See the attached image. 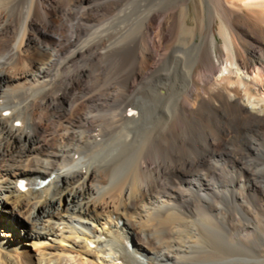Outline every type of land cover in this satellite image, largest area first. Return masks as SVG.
I'll return each mask as SVG.
<instances>
[{
    "label": "bare ground",
    "instance_id": "1",
    "mask_svg": "<svg viewBox=\"0 0 264 264\" xmlns=\"http://www.w3.org/2000/svg\"><path fill=\"white\" fill-rule=\"evenodd\" d=\"M26 1L28 5L24 0H0V232L14 235L1 233L0 264H253L249 220L263 214L264 207L253 209L241 191L255 186V179L250 183L251 176L245 174L246 152L264 158V115L245 109L240 101L244 92L264 113L263 99L255 91L264 87V61L242 58L235 36L223 29L226 50L236 67L219 75L216 66L207 65L209 79L199 82L195 66L203 41H194L197 28L186 20L184 0L164 4L137 0L140 4L135 7L124 6L121 0ZM24 5L27 20L13 45L10 34L18 25L14 26L13 18ZM93 7L104 18L110 14L111 22L102 25L100 15L91 16L88 12ZM176 16L178 42L189 39L195 48L189 67L187 50L181 44L173 45L169 56L160 55ZM137 22L139 32L128 38L141 37L142 66L134 77L131 74L127 85L125 56L115 53L113 59L112 53L130 46L131 42H120L119 36ZM113 41L116 45L104 54L105 68L101 67L94 62L102 57L98 51ZM34 52L38 58L31 66L16 63L20 53ZM87 57L91 61L87 70L72 77L69 69L58 78L60 62L66 60L71 67ZM164 60L180 64L187 85L175 91L178 100L171 125L163 127L162 137L154 128L159 138L149 144L143 160L135 161L141 162L130 173V183L123 184L126 180L113 179L117 168L110 171L104 165L127 150H143L140 135L144 130L138 127L139 135L140 130L122 128L119 110L130 106L163 74ZM238 70L252 75L256 84ZM82 78L95 79V83L102 78L103 82L85 89ZM82 106L88 108L85 113L79 111ZM205 108L214 112V118L203 112ZM38 112L49 116L41 119ZM194 117L199 120L196 129L186 131L181 120ZM84 152V159H90L87 165L80 159ZM257 173L262 177L264 170ZM38 179L48 182L36 188ZM257 189L264 194V185ZM28 246L33 254L28 253Z\"/></svg>",
    "mask_w": 264,
    "mask_h": 264
},
{
    "label": "rangeland",
    "instance_id": "2",
    "mask_svg": "<svg viewBox=\"0 0 264 264\" xmlns=\"http://www.w3.org/2000/svg\"><path fill=\"white\" fill-rule=\"evenodd\" d=\"M28 1H30V0H28ZM54 1H58V0H54ZM171 1H173V0H147L146 2L148 4H151V3H162V4H164L165 2L166 3H169ZM184 2L185 3H184L183 6L185 8H188V13H187V18H186L187 22L189 23L190 26L197 28V31H196V34H195V37H194V41H195V43H200V42L203 41V48H202L201 57L199 59V62L195 66V71L198 72V73L196 72V74H198V80H199V82L207 81L209 79V76L210 75H209L208 72L205 71L207 65H211L212 67H215L216 66V68L219 70V72H218L219 75H226L228 73V69H230V68L235 69V67H236L232 63V59H231L232 56L229 55V53L226 50L225 40H224L223 35H222L223 29L230 30V32L235 36V38H236L235 42H236V44H237V46L239 48L240 55H241L242 58H244V59H246L247 61H250V62L251 61H254L256 58H261L264 61V14H263L264 12H262V11H264V0H260L259 3L258 2H255V1H249V3H248V1L245 2L244 0H184ZM25 3L27 4L28 2L26 0H24V4ZM120 3L121 4H124V6H125V4L126 5L128 4L129 6L131 5L133 7H135L138 4H140V2H138L137 0H121ZM25 7H27V6L24 5L22 7V9L24 8L23 10L22 9L17 10L16 11V14H15V16L13 18L14 19V24H15L14 26H16L18 24L16 27H14V29H15L14 33H11L10 34V39L12 38L11 39V41H12L11 44H13V45L17 43L18 38H19L20 31H21V29H24V27H25L24 26L25 25L24 22H26L25 20H27L26 17L28 16V14H27L28 13L27 12L28 10L25 9ZM22 13H24L26 15H24ZM88 13L91 14V16H93V17H95V16L97 17V16L100 15L99 18L103 22L102 25L108 24L113 19L110 14L106 15V17L104 18L103 15L100 12L94 11V7H93V9H90ZM109 16L112 19H110ZM259 16H260V18H259ZM15 17H17L16 20H15ZM113 17H115V16H113ZM18 18H19V21H18ZM106 18H107V20H106ZM108 18H109V20H108ZM178 19H179V16H176L175 17V22H174V27L170 31V40H168V41H166L164 43V49L161 51L160 55L163 56V55L166 54V56H169L170 53H168V51L169 52L170 51L172 52L171 49H173L174 46L176 47V46H181L182 45V47H184L185 51L187 50L186 51V54H188V56H189V58H188V67H189V61H190V64L192 66V63L191 62L193 61L192 58H193V55H194V52H195V48H194V46H191L189 44V39H187V40L184 39L183 40L184 41L183 44H181V42H178L177 35L179 34V29H178V26H176L177 23H178V21H179ZM0 20H1V17H0ZM104 20H106V21H104ZM20 21H21L22 24L20 23ZM0 22H1L0 23V26H1L2 21H0ZM139 26H140V24H139V22H137V23H135L133 25V27L131 26V30H128L126 33H122L119 36L120 37L119 38L120 39V42H122L124 44L127 43V42H129V43L131 42L130 43V46H127V48L129 50L125 47V48H123V49L120 50L122 53H120V51L114 52V55H115V53H117V57L122 56V55L125 56L124 57L125 60H124V68L123 69L126 71V73L128 75V79H127L128 82H126L127 85H130L131 84V81H132L133 77L140 71V67L142 66L141 65L142 58L140 57L141 56L140 55L141 54L140 52L142 50L143 44L140 42V39H139L141 37H139V38L138 37H135V39L128 38V37H134L133 35L136 34V31L139 32L138 31L139 30ZM121 38H123V39H121ZM123 40H124V42H123ZM187 41H188V43H187ZM114 43H115V41H113L111 43H108V45H106L105 48L99 49L98 54H100V56H102V57L96 59L94 62L97 63L98 65H101V67H104L105 68V66H103L104 64H102V62L104 61V59H102V58H103V56L107 55V53L112 48L111 46H113ZM187 44L190 45L191 48L188 47V46H184V45H187ZM114 45H116V44H114ZM138 50L140 52H138ZM190 50L191 51L193 50V51L191 52ZM126 53L127 54L131 53L133 56L132 55L126 56L125 55ZM31 54H23V53L21 54L20 53L18 55L19 57L17 58L18 60L16 59V63L19 62V63L23 64L24 66L26 65L25 67L31 66L32 63L34 62V60L36 58H38V55L35 52L32 54L33 56ZM114 55L112 53V56H113L112 58L113 59L114 58L116 59V55L115 56ZM94 57H95V55H94ZM138 58L141 59V60H139ZM134 59H135V61L137 60V62H135ZM166 61L167 60H164V62H166ZM62 62L64 64L60 62L62 65H60V63H59L57 65V67H56L57 68L56 69V72H57V74L59 73L58 74V78L60 77L61 79L69 72V69H70V75L72 77H74L77 73H79V72H81L83 70H87V68L89 67L88 65H89V63L91 61H90V58L87 57V58L82 59V61L81 60L80 61H77L76 64H73V66H71V67L69 65H66V62H67L66 60L65 61H62ZM134 62H135V64H134ZM152 63H154V61H152ZM81 64H82V67L83 68L81 67ZM109 65H111V64L108 63L106 65V67L107 68H110ZM65 66L66 67H70V68H66ZM85 66H87V67H85ZM60 67H62L65 70V72ZM75 68H76V70H75ZM160 69H161V73H163V74H160L159 76H156L154 78V80H152L153 82L151 81V83H149L150 87H149V85H147L145 87V92L143 91L141 94H139L136 97L135 101L131 103L132 105H135L134 106L135 109L130 104V106L128 105L129 107L126 106L128 108L125 107L127 110L125 108H124V110H122V112H121V110H119V116H120L119 117V120L121 121V127L122 128L124 127V128L129 129V130L131 129V130H137V131L140 130L138 132L139 135H140V133H141L142 130H144V131L147 132V133H144V131H142L143 132V135H142V133L140 135V138L141 139L144 137V140H141L140 139L141 142H142V144H143V146H144V147H142V148H144L143 150L142 149H140L138 151L137 150L135 151L133 149L132 150H127V151L124 152V154H120V156L118 158L117 157H114V158H116L115 161H114V158H112V160L114 162L112 161V162L109 163V161H108L109 164H105L104 165V166L108 165L107 168L110 171L111 170L114 171L117 168L116 169L117 170L116 171L117 173L115 172L116 175H115V177L113 179L116 180L118 178H122L123 181L126 180L125 182L122 181L123 184H125V183L126 184H129L130 183V179H131L129 177V176H131L130 173L132 174L134 172L135 168L137 167V164L141 162V161L140 162H137V164H136L135 161H137V159H138V161L139 160H143L146 157V154L148 152L147 149L150 150L149 144L154 141L155 137L156 138L162 137L164 135L163 132H165L164 131V128H166L168 126V124L171 125V123H172L171 121L174 119V116L176 114L175 109H176V104H177V100H178L177 93H178V91L180 89L186 87V85H187V82L185 81V78H184V74L182 73L181 66L176 61L163 63L162 66H160ZM129 71H131V72H129ZM168 71H171V72L170 73H167ZM133 72H134V74H133ZM238 73L240 75H242L249 82L255 83L252 75H248V77H247V75H245L241 70H238ZM131 74L133 75V77L131 76ZM74 80L76 81L77 79H74ZM108 80L110 81L111 79H108ZM94 81H95V79L93 80L92 78H90V79H85V78L80 79L81 85H83V87L85 89H88V87H91V86H94L95 87V85H97V84H98L97 86H99L101 84V82H103V79L101 78L100 81L96 82L97 84ZM115 82L114 83L116 84V86H119L121 84V82L119 80H117ZM84 88H83V90H85ZM151 88H152V90H150ZM159 88H162V90L160 91ZM255 89H256L255 91H257V93H258V96L261 97V98L259 97L260 100L263 99V100H261V102L264 103V87L258 86ZM166 91H168V93ZM163 92H164V94H163ZM165 92H166V94H165ZM175 93H176V95H175ZM142 94L143 95H146V96H143ZM159 94H161V95H159ZM78 95H82L81 91L78 92ZM158 96H160V97H158ZM144 97H146V98H144ZM156 100H158V101H156ZM138 103H141V104H138ZM240 104L242 105V107L244 106L245 109H247V110H255V111H258L260 113V115H262V116L264 115V113L261 111V108H260L259 104L258 105H255V102H252L251 100H248L247 97L245 96V93L244 92H243V96H242V100L240 101ZM137 107H140V108L137 109ZM87 109L88 108L86 106H82L79 111L82 112V113H85L87 111ZM128 109H129V111H128ZM132 110H134V111H132ZM79 111H78V113H79ZM126 111H128V114H127ZM203 112L205 114L207 113L208 117H210V118H214V116H215L214 115V112L212 110L208 109V108H205ZM138 113H140L141 115L138 114ZM150 114H151V116L149 117L148 115H150ZM46 115H47V117L49 116L48 114H46ZM46 115H43L42 112H38L36 114V116H40L39 118H41V119L42 118L45 119ZM133 115H135L134 117L137 120L135 122L136 123V128L134 127L135 126V123L133 121L134 120ZM167 115H169V118H168ZM170 115L172 117H170ZM129 116L130 117L132 116V117L130 118ZM131 119H132V122H131ZM143 119L146 120V121L144 122ZM191 119H193V120H191ZM191 119H189L188 122H185L183 120H181V122H180V125L182 127H185L184 129L186 131H189L190 130L189 128H191V127H193L194 129H196V125L199 122V120H197V117L196 118L194 117V118H191ZM161 121H162V124H161ZM193 121H195L194 124H193ZM138 123L140 124V126H138L139 125ZM147 123H149V125ZM150 125H152L153 128ZM163 125H165V126H163ZM160 126H161V128H159ZM138 127H140L141 129L143 128V129L141 130ZM154 128L156 130H159V137H157L158 136L157 135L158 132L156 130H154ZM150 129H151V131L153 130L155 132L152 131L153 134L150 133V132H148V130H150ZM150 134L153 135L152 136L153 138L150 136ZM161 134H162V136H161ZM148 135H149V137H148ZM149 138H150V140H148ZM108 146H109V143H107V147H105V148H108ZM135 152H138V155L139 154L140 155L139 156L136 155ZM142 152H143V154H142ZM131 153L133 154V158L134 159L131 158L132 157V154ZM83 154H84V156H83ZM86 154H87V152L82 153V156L80 157V159L82 158V160H83L84 157H86L85 156ZM122 155H123V157H122ZM141 155H143V156H141ZM126 156H127V158H126ZM245 156H246L245 157V161L247 160L246 161V164H245L246 165L245 166V169H246L245 170V172H246L245 174H247L248 176L249 175L251 176V177L249 176L250 178L248 177L250 179L249 180L250 183H252V179H255V180H253V184L255 183L254 184L255 185L254 186L255 189L253 188V189H249V190L246 189L245 191H243V190L241 191V189L238 188V191H241L242 193L244 192L246 194V196L248 197V199L250 201L249 204L251 203L250 205L252 207H254L253 209H255L256 207H260L261 205H262V208H263L264 207V203H263L264 202V196H263L264 194H263L262 191L258 190L257 188L260 185H264V174L263 175L261 174L262 177H260V174H258L257 171L264 170V162H263L264 161V158H262V157H259L258 158V156L256 157V155H254L251 152H246V155ZM256 159L258 160V162L256 161ZM84 160H85L84 162H86V164H84V162L82 161V163L84 165H87L89 163V161H90V159H88V158L87 159H84ZM127 162H128V164H127ZM110 165H113V166L110 167ZM128 165H130V166H128ZM249 167H250V169H249ZM130 168H131V170H130ZM249 170H251V171H249ZM126 172H128V174ZM124 174L126 176L128 175L129 178L127 177L128 179L127 178L125 179L126 176H124ZM163 183L165 184L166 183V180H165V182L163 181ZM97 189L99 190L98 186H97ZM253 196L255 197V200H254V197ZM257 197L259 198L260 201L257 199ZM257 201H259V202H257ZM254 203H255V205H254ZM5 216L9 217V215H7V214H5ZM252 217H254V218H252ZM252 217L250 219L251 221L249 220V225H250L249 226V231H250L249 233H251V236L249 235V240H250L249 241V244H250V247L253 246V248L252 247L250 248V249H252V251H251L252 261H253V264H259L260 262H258V261L261 260V261H263V264H264V251H263L264 250L263 249L264 248V245H263L264 244V229H263L264 228V213L263 214H258L256 216L255 215L254 216L252 215ZM258 218H259V220H258ZM256 220H258V221H256ZM260 220L262 222H260ZM1 227H3L2 224H0V228ZM255 227H256V229H255ZM258 230H260V231H258ZM252 232H254V235H253ZM1 233L4 234L5 236H9V237L11 236V238H14V235H11V232L10 231H9V234L10 235L7 232H5V233L4 232H0V238H4L1 235ZM1 240L2 239H0V245H1L2 248H4L3 247L4 244L2 245ZM261 240H263V241H261ZM256 246H257L258 249L256 248ZM27 248H29L28 249V253L29 254H33L34 253V250H33L32 247L28 246ZM23 250L24 249L21 248V253H23ZM8 253H9L8 252V248L6 247L5 254L8 255ZM13 254H15L14 251H13ZM258 254H260L262 257L261 258H258ZM69 259L72 260L71 257ZM256 259H257V261H256Z\"/></svg>",
    "mask_w": 264,
    "mask_h": 264
}]
</instances>
